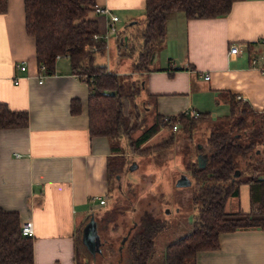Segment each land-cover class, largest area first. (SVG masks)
Instances as JSON below:
<instances>
[{
    "label": "crops",
    "instance_id": "1",
    "mask_svg": "<svg viewBox=\"0 0 264 264\" xmlns=\"http://www.w3.org/2000/svg\"><path fill=\"white\" fill-rule=\"evenodd\" d=\"M94 1L118 16V29L142 27L144 0ZM89 17L103 31L104 17L93 12ZM165 36L148 69L137 70L145 86L141 95L152 102L154 114L194 110L222 122L229 94L264 109V0H236L227 14L211 18H186L176 11L166 20ZM231 43L242 51L230 53ZM20 62L24 70L15 66ZM88 93L68 57H56L52 73L38 68L23 0H7L0 13V102L26 110L28 123L0 128V207L17 212L20 226L32 221L33 264H76L78 228L108 199V166L115 154L108 137L89 133ZM72 100L78 104L75 113ZM251 187L240 183L225 210L249 212ZM218 242L216 249L197 251L193 264H264V229L222 231Z\"/></svg>",
    "mask_w": 264,
    "mask_h": 264
},
{
    "label": "trees",
    "instance_id": "2",
    "mask_svg": "<svg viewBox=\"0 0 264 264\" xmlns=\"http://www.w3.org/2000/svg\"><path fill=\"white\" fill-rule=\"evenodd\" d=\"M234 1L144 0L145 16L139 35L141 48L134 61L135 70L148 69L151 54L164 43L166 20L174 12L180 11L186 18L223 16ZM93 3L94 0H23L24 26L27 34L35 40V56L38 65L44 67L43 72H53L56 55L66 56L72 73L88 84L89 133L108 137L111 149L116 153L124 135L129 132L122 126L124 99L128 96L137 98L145 86L142 79H138L130 82V88L124 87L106 65L94 61V53L104 51L105 39L93 38V34L99 32L96 19L89 17ZM6 9L7 0H0V13ZM227 100L229 114L223 118L220 128L207 129L203 137L208 149L196 143V162L191 160L189 164L192 165L191 178L188 176L193 188L191 199L197 207L192 228L167 244L162 264H185L188 258L193 264L197 251L219 247L218 234L222 231L264 229V109L254 110L248 102L237 99L233 94H229ZM146 105L150 108L148 100ZM70 111H78L77 102L71 101ZM163 116L154 114L151 125L134 142L138 147L161 127H169L172 137L180 131L192 138L197 125L207 114L168 115L170 123L164 122ZM174 122L178 123L176 130L171 128ZM27 123L26 110H12L0 102V128L23 127ZM172 137L157 144V149L167 148ZM199 153L206 156L203 167L198 166ZM240 183L252 186V208L249 212L226 211L225 201L228 196L238 194ZM147 215L145 211L135 222L134 232L126 234L113 264H148L156 229L150 230L154 225L146 218ZM86 219L76 235L75 260L79 249L86 248L90 252L81 240ZM0 264H33L32 236L21 233L17 212L1 207Z\"/></svg>",
    "mask_w": 264,
    "mask_h": 264
},
{
    "label": "rangeland",
    "instance_id": "3",
    "mask_svg": "<svg viewBox=\"0 0 264 264\" xmlns=\"http://www.w3.org/2000/svg\"><path fill=\"white\" fill-rule=\"evenodd\" d=\"M122 27L105 38L104 51L95 52L94 61L106 65L124 87L130 88V82L138 80L134 61L141 48V26L133 24ZM117 38L119 41H116ZM143 96L142 93L135 99L130 96L124 99L122 126L129 132L110 159L106 204L92 212L101 250L91 254L86 248L82 251L79 249L76 264L115 263L117 253L122 248V239L134 232L135 222L145 211L148 212L146 218L154 225L150 226V230L156 229L148 264H162L167 244L192 228L193 215L197 211L191 199L192 184L177 185L176 182L183 174L191 178L192 165L189 164L191 160L196 162L195 144L207 150L209 146L205 144L203 136L207 129L220 128L221 121L212 115L204 118L197 125L192 138L180 131L172 137L169 127H161L138 147L135 140L154 119L153 107H146L147 99L144 101ZM149 105L152 106L150 100ZM170 137L171 144L167 148L157 149V144ZM185 264H191L189 258Z\"/></svg>",
    "mask_w": 264,
    "mask_h": 264
},
{
    "label": "built area",
    "instance_id": "4",
    "mask_svg": "<svg viewBox=\"0 0 264 264\" xmlns=\"http://www.w3.org/2000/svg\"><path fill=\"white\" fill-rule=\"evenodd\" d=\"M92 12L97 14V15H102L104 17V21H105L103 31H99L98 33L93 34V38L95 40H97L98 38H104L105 39L110 34H115L117 32L116 21L118 20V16L111 11L110 7L107 4H100L99 2L94 1L93 5H92ZM262 41H264V38L262 39ZM241 51H242V48H241L240 44H238V43H231L230 44V46H229V52L230 53L235 54V53H239ZM56 57H59V55H56ZM252 62H254V59H252ZM15 66L21 70H24L26 68V65L24 64V62L16 63ZM38 68L40 70L44 69V67L42 65H38ZM42 78H43V74H40L38 81L42 82L43 81ZM204 78H206V79L209 78V73H204ZM236 98L244 100V98L241 95H236ZM187 114H192V115L196 116L197 112L192 110V111H188ZM163 121L169 122V123L171 122L168 115L163 116ZM177 127H178L177 122H174V124H172V126H171V128L173 130H176ZM98 201L100 204H103L105 202V199L103 197H98ZM20 229H21L22 234L31 236L33 234L32 221L28 220L27 222L23 223L20 226Z\"/></svg>",
    "mask_w": 264,
    "mask_h": 264
},
{
    "label": "water",
    "instance_id": "5",
    "mask_svg": "<svg viewBox=\"0 0 264 264\" xmlns=\"http://www.w3.org/2000/svg\"><path fill=\"white\" fill-rule=\"evenodd\" d=\"M154 57V53L151 54L150 62H152ZM143 83V82H141ZM198 166L203 167L206 163V156L204 153H199L197 155ZM177 185H185L190 184V178L183 174L176 182ZM81 240L86 245V247L90 250L91 253L94 254L95 251H100V237L97 232L96 221L94 220L93 215L89 216L88 221L83 225L81 231ZM124 238L122 239L121 243H123Z\"/></svg>",
    "mask_w": 264,
    "mask_h": 264
}]
</instances>
